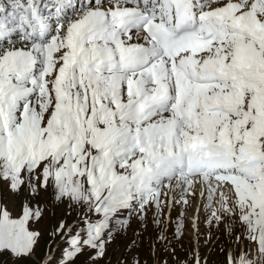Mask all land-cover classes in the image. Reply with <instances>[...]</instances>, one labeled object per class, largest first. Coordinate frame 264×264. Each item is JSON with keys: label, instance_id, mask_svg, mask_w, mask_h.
I'll use <instances>...</instances> for the list:
<instances>
[{"label": "snow or ice", "instance_id": "6c2138e0", "mask_svg": "<svg viewBox=\"0 0 264 264\" xmlns=\"http://www.w3.org/2000/svg\"><path fill=\"white\" fill-rule=\"evenodd\" d=\"M177 204L174 264L201 209L216 264H264V0H0V257L113 264L149 214L169 251Z\"/></svg>", "mask_w": 264, "mask_h": 264}, {"label": "rangeland", "instance_id": "374dc122", "mask_svg": "<svg viewBox=\"0 0 264 264\" xmlns=\"http://www.w3.org/2000/svg\"><path fill=\"white\" fill-rule=\"evenodd\" d=\"M190 203H199V201L190 200ZM182 210H184L183 206L177 204L172 208L171 211L172 222L167 226V235L169 240L172 241V244L169 246V251H165L163 247L164 242L159 241L157 239L160 232L159 229L156 227V225L152 222L151 214H149L148 216L147 228L141 226L139 220L134 217L131 221V225L127 232L126 238L120 241L119 247L115 250L114 254H113V248L110 247L109 249L113 264H115L116 259L124 253L125 246L130 244L133 239H137V244H138V246L134 247L133 251L135 253L140 254L142 259H146L147 264H154V261L157 259L156 256L152 255L151 245L153 242H155L157 245L158 256L159 259L161 260V264H163L164 260H167L168 264H174V259L169 254L172 246L175 247L176 252L179 256H185L187 254V250L195 243V237L192 235L191 219L188 216L189 212L186 211V214L183 218L185 224L184 236L179 242H177L175 239L176 223L179 218V214ZM164 219L165 222L167 223V215L164 217ZM199 223L201 229V237H200L201 252L206 256H210L209 264H216V262L220 259V252H219L220 245H216L215 250H212L213 249L212 241H208L206 243L205 239L209 234H212L213 236H222V230L218 232L215 226H213L211 229L209 228L208 224L205 221V214L203 212V209H201ZM161 227H164V225H161ZM135 232H140L141 233L140 237L138 238L135 237L134 236ZM0 264H12V262L8 261L4 257H0Z\"/></svg>", "mask_w": 264, "mask_h": 264}, {"label": "bare ground", "instance_id": "6f19581e", "mask_svg": "<svg viewBox=\"0 0 264 264\" xmlns=\"http://www.w3.org/2000/svg\"><path fill=\"white\" fill-rule=\"evenodd\" d=\"M188 215V214H187ZM189 217H190V213H189V215H188Z\"/></svg>", "mask_w": 264, "mask_h": 264}]
</instances>
